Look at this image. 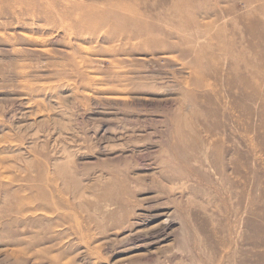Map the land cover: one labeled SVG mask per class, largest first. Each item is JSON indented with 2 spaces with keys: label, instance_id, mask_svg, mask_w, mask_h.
Instances as JSON below:
<instances>
[{
  "label": "rangeland",
  "instance_id": "374dc122",
  "mask_svg": "<svg viewBox=\"0 0 264 264\" xmlns=\"http://www.w3.org/2000/svg\"><path fill=\"white\" fill-rule=\"evenodd\" d=\"M0 264H264V0H0Z\"/></svg>",
  "mask_w": 264,
  "mask_h": 264
},
{
  "label": "bare ground",
  "instance_id": "6f19581e",
  "mask_svg": "<svg viewBox=\"0 0 264 264\" xmlns=\"http://www.w3.org/2000/svg\"><path fill=\"white\" fill-rule=\"evenodd\" d=\"M255 89L257 90V87H255ZM256 97H259V95H256V96H254V98H256ZM261 97H259V99H260ZM256 135V134H255ZM263 136V131H261L260 132V137H262ZM256 144V143H255ZM201 150V149H200ZM145 220H141V222L143 223ZM158 233V232H157ZM152 234V233H151Z\"/></svg>",
  "mask_w": 264,
  "mask_h": 264
}]
</instances>
